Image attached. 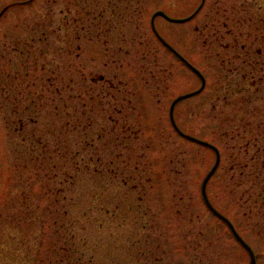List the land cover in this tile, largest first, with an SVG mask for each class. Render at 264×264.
I'll use <instances>...</instances> for the list:
<instances>
[{
  "label": "rangeland",
  "instance_id": "374dc122",
  "mask_svg": "<svg viewBox=\"0 0 264 264\" xmlns=\"http://www.w3.org/2000/svg\"><path fill=\"white\" fill-rule=\"evenodd\" d=\"M201 0H0V264H250L169 110L200 78L151 29ZM156 31L205 79L173 110L264 264V0Z\"/></svg>",
  "mask_w": 264,
  "mask_h": 264
},
{
  "label": "water",
  "instance_id": "95a60500",
  "mask_svg": "<svg viewBox=\"0 0 264 264\" xmlns=\"http://www.w3.org/2000/svg\"><path fill=\"white\" fill-rule=\"evenodd\" d=\"M204 3V0L201 1V4L199 5V7L195 10V12L190 15L187 18L184 19H173L168 17L167 15H165L164 13L157 11L152 15L151 18V29L152 31L155 33L156 37L170 50L172 51L186 66H188L201 80V86L198 90L192 92V93H188L182 96L177 97L170 106V110H169V117H170V121H171V125L174 128V130L183 138L188 139L196 144H199L201 146L207 147L209 149H211L214 154H215V162L214 165L212 166V168L210 169V171L208 172L207 176L205 177V179L202 182L201 185V195L203 198V201L206 205V207L209 209V211L216 216L218 219H220L222 222H224L232 236L235 238V240L245 249V251L248 253L249 255V259H250V264H256V257L254 254L253 249L240 237V235L238 234V232L236 231L234 225L231 223V221L229 219H227L225 216H223L220 212H218L210 203L208 197H207V193H206V185L207 182L209 181V179L211 178V176L214 174V172L216 171V169L218 168L219 164H220V152L218 150V148L206 141L200 140L198 138L189 136L185 133H183L176 125L175 121H174V117H173V110H174V106L178 101H181L185 98H188L190 96H193L195 94H198L199 92H201L205 86V79L203 77V75L196 69L194 68L188 61H186L181 55H179L169 44H167L161 37L160 35L157 33L156 29H155V25H154V19L157 15H160L162 17H164L166 20L170 21V22H187L189 20H191L196 14L197 12L201 9L202 5Z\"/></svg>",
  "mask_w": 264,
  "mask_h": 264
}]
</instances>
